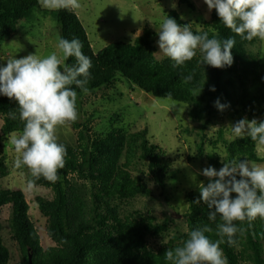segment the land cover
<instances>
[{
    "label": "trees",
    "instance_id": "1",
    "mask_svg": "<svg viewBox=\"0 0 264 264\" xmlns=\"http://www.w3.org/2000/svg\"><path fill=\"white\" fill-rule=\"evenodd\" d=\"M181 4L191 8L186 0H181ZM39 9L38 0H0V43L12 25L27 20L33 11ZM51 14L58 25L59 38H78L83 44V53L92 60L88 92L109 86L117 76L153 98L167 99L170 92L172 99L169 100L190 106L189 117L202 123V131L217 112V99L234 102L250 115L255 114V108H264V67L246 53V46L254 44L257 38L249 41L226 28L214 9L211 21L201 31H209L211 35L215 30L220 39H235L233 64L225 68L201 65L199 53L180 67H173L169 58L157 61L154 57L156 35L150 30H145L131 44L113 43L94 53L84 27L72 11L58 8ZM167 16L182 25L189 24L175 11L168 12ZM75 63L74 57L64 61L68 65ZM188 75L193 79L185 83L184 77ZM213 86L216 91L210 90ZM72 87L78 97L88 93ZM10 113H15L16 119H12ZM0 117L1 136L22 132L24 124L19 119L18 102L0 96ZM69 122L77 131V146L73 148L63 143L67 156L65 167L59 171L60 180L51 183L40 178L35 182V187L50 189L53 194L51 200L36 198L35 203L46 219V233L54 245L46 249L41 246L37 230L29 218V205L24 194L19 190H0V264H10V254L1 236V214L5 206H9L10 231L22 258L16 264H29V255L31 264H169L164 256L166 251L182 246L195 228L208 226L213 231L206 235L213 241L220 239L215 234L216 224L222 222L220 217L216 222L209 221L207 204L188 193L186 232L172 236L156 251L148 248L147 238L164 236L170 222L158 223L152 216L123 212L121 208L137 197H153L143 180L132 175L135 162L146 163L154 185L159 190L165 189L169 163L164 153L150 143L147 130L128 135L115 131L100 136L91 134L88 125L76 120ZM203 141L204 137L198 155L203 153ZM218 144L226 151V162L239 159H248L252 163L263 161L257 155V143L250 137L228 142L218 132L217 139L210 142V146L215 149ZM209 162L215 168L218 166L213 156L209 157ZM7 175L0 158V179ZM234 223L239 228L234 237L236 243L220 245L228 264H241L247 252L264 264V220L257 217L251 222Z\"/></svg>",
    "mask_w": 264,
    "mask_h": 264
},
{
    "label": "rangeland",
    "instance_id": "2",
    "mask_svg": "<svg viewBox=\"0 0 264 264\" xmlns=\"http://www.w3.org/2000/svg\"><path fill=\"white\" fill-rule=\"evenodd\" d=\"M191 8L181 4V0H79L78 8H68L84 27L91 48L97 53L113 43L131 44L145 30L155 33V54L157 61L167 59L158 47V29L168 12L175 11L184 22L191 24L195 31L204 29L212 18L204 0H186ZM40 9L33 11L27 20L12 25L6 37L0 43V65L6 66L8 57L23 58L38 53L47 56L57 49L59 29L51 12L58 7L46 6L44 0H38ZM175 5V7H173ZM64 9V8H63ZM45 11V12H44ZM200 54L197 49L196 54ZM246 53L259 65L264 67V39L257 38L254 44L246 46ZM64 64V61H63ZM63 66V65H62ZM238 85V83H237ZM240 93L239 87H237ZM79 108L76 122L88 125L91 134L105 136L111 132L126 135L147 130L148 140L158 146L169 163L164 190H159L147 172L144 162H135L131 168L132 175L143 180L152 191L150 199L137 197L122 205L123 212H139L156 219L158 223L170 222L167 233L160 238H147V247L156 251L168 243L169 239L186 232V214L188 203L186 196L192 193L200 198V183H209L202 170L213 166L209 157L218 162L219 170L226 163V151L218 144L214 149L210 142L217 139L218 132L224 140L231 142L236 138L232 126L241 119L264 121V108H255V114H248L234 102L222 101L228 105L223 111L218 110L209 125L202 131V123L194 122L189 117L190 106L169 99L153 98L135 86L117 76L112 84L78 97ZM2 120L0 117V127ZM19 135V134H17ZM58 141L76 148L77 131L70 122H65L56 129ZM12 135H0V158L3 160L8 175L0 179V190L21 191L29 205V218L37 230L41 246L46 249L53 244L46 233V219L40 214L36 198L52 199L50 189L33 187L30 171L26 167L16 169L14 161L18 154L11 144ZM204 137L202 154L198 155L201 138ZM247 137V136H246ZM256 152L264 166V145H256ZM195 177V178H194ZM9 206L2 208V240L10 254V264L21 262V253L12 239L10 231ZM241 264H261L255 255L247 252Z\"/></svg>",
    "mask_w": 264,
    "mask_h": 264
},
{
    "label": "clouds",
    "instance_id": "3",
    "mask_svg": "<svg viewBox=\"0 0 264 264\" xmlns=\"http://www.w3.org/2000/svg\"><path fill=\"white\" fill-rule=\"evenodd\" d=\"M44 2L46 6L58 8L80 6L79 0ZM204 3L209 11H216L226 28L243 39H264V0H204ZM158 36L160 53L173 61V67L192 60L197 49L203 66L225 68L233 64L235 39H220L215 30L211 35L209 31L194 32L191 24L182 25L166 16L159 25ZM57 49L59 53L53 51L43 57L38 53L19 59L11 56L6 66L0 65V96L18 102L19 119L24 124L22 132L14 133L10 142L18 154L14 167H26L33 178L27 182L29 189L40 178L51 183L60 180L59 171L65 167L67 148L58 141L56 129L78 118V94L72 86L89 91L87 85L93 64L83 53L82 42L78 38L61 37ZM70 57L76 63L63 64ZM192 79V75L184 77L185 83ZM210 90L216 91L214 86ZM166 98L172 99L170 92ZM215 106L223 111L228 105L217 99ZM10 115L16 119L15 113ZM232 133L236 138L247 136L264 145V121L241 119L232 126ZM202 174L209 183L207 186L200 183V198L210 210L208 220L216 222L219 216L222 221L216 224L215 232L220 239L213 241L206 235L213 231L208 226L195 228L182 246L166 251L164 256L169 264H228L220 245L236 243L234 237L239 228L234 222H251L257 217L264 220V166L239 159L224 163L219 170L213 166L204 168Z\"/></svg>",
    "mask_w": 264,
    "mask_h": 264
},
{
    "label": "water",
    "instance_id": "4",
    "mask_svg": "<svg viewBox=\"0 0 264 264\" xmlns=\"http://www.w3.org/2000/svg\"><path fill=\"white\" fill-rule=\"evenodd\" d=\"M30 259H31V256L29 255V256H28L29 264H31Z\"/></svg>",
    "mask_w": 264,
    "mask_h": 264
}]
</instances>
